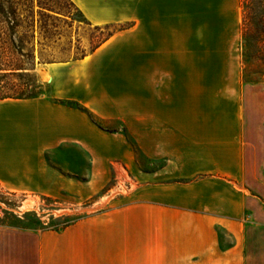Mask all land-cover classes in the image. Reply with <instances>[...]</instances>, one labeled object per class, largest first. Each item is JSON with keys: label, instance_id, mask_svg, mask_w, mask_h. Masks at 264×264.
<instances>
[{"label": "crops", "instance_id": "0c3cea01", "mask_svg": "<svg viewBox=\"0 0 264 264\" xmlns=\"http://www.w3.org/2000/svg\"><path fill=\"white\" fill-rule=\"evenodd\" d=\"M69 1L126 26L49 95L0 99V189L93 207L0 226V264H264V85L241 78L237 0Z\"/></svg>", "mask_w": 264, "mask_h": 264}, {"label": "rangeland", "instance_id": "374dc122", "mask_svg": "<svg viewBox=\"0 0 264 264\" xmlns=\"http://www.w3.org/2000/svg\"><path fill=\"white\" fill-rule=\"evenodd\" d=\"M237 2L241 13L238 42L241 78L247 83L264 85V0ZM0 6L9 13L7 17L13 25L11 31H6L7 37L19 39L23 50L0 53L7 57L12 54L10 57H17L27 68V76L20 81L27 85L29 96L49 95L51 80L67 76L68 64L62 63H74L90 54L109 32L126 26H93L69 0H0ZM49 64H60V69L50 74ZM88 116L96 124L110 129L119 128L115 122L104 123L92 114ZM119 175L122 195L128 191L124 186L131 182L124 171ZM132 183L131 187L134 186ZM116 185L113 179L114 188L110 195L118 190ZM92 207L89 203H77L68 197L54 201L0 189V226L36 230L57 227L75 215L91 211ZM74 209H78L77 214H72Z\"/></svg>", "mask_w": 264, "mask_h": 264}, {"label": "trees", "instance_id": "16d2710c", "mask_svg": "<svg viewBox=\"0 0 264 264\" xmlns=\"http://www.w3.org/2000/svg\"><path fill=\"white\" fill-rule=\"evenodd\" d=\"M8 14L9 13L2 6H0V51H23L21 47V41L19 39L14 40L13 38L11 39L6 35V31H11V29H13V25L10 24L9 18L7 17ZM113 33L114 31L109 32L107 36L91 51L95 50V48H97ZM11 55L12 54L7 57L0 53V99H25L37 97L38 95L29 96L27 94L28 87L25 85V83L21 82V79L27 76V68L23 67V64L17 59V57H10ZM32 89L33 87H31V90ZM59 102L67 104L68 106H73L80 110L84 109L81 105L74 101L64 100ZM69 222H71V219L65 221L62 224L66 225Z\"/></svg>", "mask_w": 264, "mask_h": 264}, {"label": "built area", "instance_id": "2783aa9c", "mask_svg": "<svg viewBox=\"0 0 264 264\" xmlns=\"http://www.w3.org/2000/svg\"><path fill=\"white\" fill-rule=\"evenodd\" d=\"M114 180L116 181V184H118V185H116L118 190H117V191H114V192H113L114 194H111L110 196L115 195V194H120L121 192L119 191V189H122V188H123V187L121 188V186H120V185H121L120 183L122 182L120 175H117V176L114 178ZM120 181H121V182H120ZM130 188H131V183L126 184V185L124 186V189H125V190H129ZM124 189H123V190H124Z\"/></svg>", "mask_w": 264, "mask_h": 264}]
</instances>
